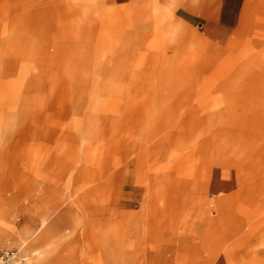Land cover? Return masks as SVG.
<instances>
[{"label": "rangeland", "instance_id": "rangeland-1", "mask_svg": "<svg viewBox=\"0 0 264 264\" xmlns=\"http://www.w3.org/2000/svg\"><path fill=\"white\" fill-rule=\"evenodd\" d=\"M217 1L0 0V264H264V0Z\"/></svg>", "mask_w": 264, "mask_h": 264}, {"label": "crops", "instance_id": "crops-1", "mask_svg": "<svg viewBox=\"0 0 264 264\" xmlns=\"http://www.w3.org/2000/svg\"><path fill=\"white\" fill-rule=\"evenodd\" d=\"M253 3L254 0H221V2L218 0L214 3V12L210 20L219 22L228 30L236 28L248 19Z\"/></svg>", "mask_w": 264, "mask_h": 264}]
</instances>
